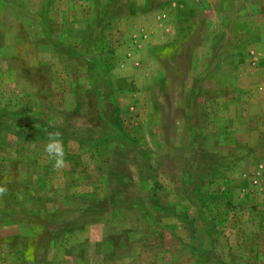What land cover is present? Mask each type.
Wrapping results in <instances>:
<instances>
[{
  "label": "rangeland",
  "instance_id": "obj_1",
  "mask_svg": "<svg viewBox=\"0 0 264 264\" xmlns=\"http://www.w3.org/2000/svg\"><path fill=\"white\" fill-rule=\"evenodd\" d=\"M0 189V264H264V0H0Z\"/></svg>",
  "mask_w": 264,
  "mask_h": 264
},
{
  "label": "crops",
  "instance_id": "obj_2",
  "mask_svg": "<svg viewBox=\"0 0 264 264\" xmlns=\"http://www.w3.org/2000/svg\"><path fill=\"white\" fill-rule=\"evenodd\" d=\"M186 6H187L186 3L183 4V7H186ZM189 9L190 8L187 7L186 9L187 13L189 12ZM152 15L153 14L150 12V13H144L143 15L141 14L140 16H144L143 17L144 19H150ZM157 18H159V21ZM152 19H154L155 26L157 24L156 30L152 31V30L145 29V27L141 28L142 26H140V30L141 31L143 30L144 32L137 33L135 40L133 39L132 36L129 35L128 42L132 46V49L129 50L130 52V55L128 58L129 60L134 61L135 60L134 56L136 53L140 51L145 52L146 50L150 49L149 47H156V49H158L159 47H162L165 45L174 44L175 41L178 39L179 34L177 30L175 29V27H173L174 25L171 26V24L169 23V20L167 19L163 20L162 17L159 16V13H157L156 15H153ZM175 36L177 38H175ZM149 59H151V61L153 62H160L161 57H158V55L156 54L154 55V57L151 56ZM137 64L140 66V63H137ZM117 89L118 90H115L113 85L110 82L108 86V90H107L108 91L107 97L103 99V102L101 105V108L104 110V112H105V107L111 110V112L109 113L110 116L109 114H106L107 115L106 117L110 119V121L113 124H122L120 117L123 115L122 113L125 110H130L133 113H138L141 108L148 107V105L145 106L143 103L144 95L142 96V93H143L142 91H139L135 88L132 90L131 89L126 90L125 88L117 87ZM122 92L123 93L128 92L130 94L129 96L131 97V99L128 100V102L126 103L127 107H125V103L122 101L121 95H119V94H122ZM149 98L150 100L152 99L151 93L150 95H148L147 100ZM150 100L148 101V103L151 106L153 104H152V101L150 102ZM111 122L110 124H112Z\"/></svg>",
  "mask_w": 264,
  "mask_h": 264
},
{
  "label": "clouds",
  "instance_id": "obj_3",
  "mask_svg": "<svg viewBox=\"0 0 264 264\" xmlns=\"http://www.w3.org/2000/svg\"><path fill=\"white\" fill-rule=\"evenodd\" d=\"M59 136V132L51 133L49 135V142L46 145V151L49 153V156L54 159L56 167H62L64 164L63 150L61 142L58 139ZM0 191H2V189H0Z\"/></svg>",
  "mask_w": 264,
  "mask_h": 264
},
{
  "label": "trees",
  "instance_id": "obj_4",
  "mask_svg": "<svg viewBox=\"0 0 264 264\" xmlns=\"http://www.w3.org/2000/svg\"><path fill=\"white\" fill-rule=\"evenodd\" d=\"M151 166H149L148 168H147V170H150L151 168H150Z\"/></svg>",
  "mask_w": 264,
  "mask_h": 264
}]
</instances>
